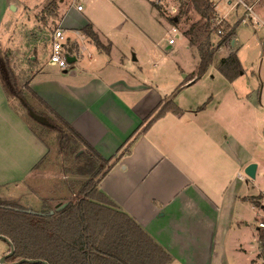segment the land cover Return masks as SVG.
<instances>
[{
  "label": "crops",
  "instance_id": "obj_1",
  "mask_svg": "<svg viewBox=\"0 0 264 264\" xmlns=\"http://www.w3.org/2000/svg\"><path fill=\"white\" fill-rule=\"evenodd\" d=\"M11 2L0 0V34L5 36L1 44L13 29V17L7 13ZM84 9L74 4L61 21L76 57L70 68L49 64V57L36 60L27 81L51 110L111 160L112 168L101 179L100 190L168 252L169 263L176 257L177 247L172 245L176 238L187 243L183 248H191L179 255L184 264H264V229L259 228L264 219V187L242 172L250 160L235 154L238 118L233 120L238 125L230 135L224 119L228 113L209 106L214 94L208 91L193 93L190 102L180 103L178 95L200 79L187 81L177 69H161L167 74L165 87V81L133 65L136 59L124 51L119 65L113 64L114 43L82 14ZM89 23L101 41L110 45V53L82 31ZM85 54L90 62L82 61ZM170 98L182 112L168 111L143 130L152 112ZM7 103L5 99L1 105L5 111L10 109ZM36 103L38 110L52 112ZM9 114L19 129L14 139L19 140L15 146L20 153L6 158L7 153L0 152V186H24L52 146L20 112L10 109ZM64 176L69 175L65 172Z\"/></svg>",
  "mask_w": 264,
  "mask_h": 264
},
{
  "label": "rangeland",
  "instance_id": "obj_2",
  "mask_svg": "<svg viewBox=\"0 0 264 264\" xmlns=\"http://www.w3.org/2000/svg\"><path fill=\"white\" fill-rule=\"evenodd\" d=\"M50 1H56L58 9L49 14L48 22H45L42 19V10ZM212 1L216 4L215 18L222 20L220 27L223 29L227 24L235 25L236 35L230 43L218 49L213 63L198 83L191 89L183 90L177 98L185 105L190 102L193 93H213L214 98L209 106H219L220 110L228 113L224 114V119L228 121L225 127L230 135H233L232 132L238 125H234L233 120L238 118L239 125L235 131L238 146L235 154L250 160L242 169L243 173L249 164H257V175L250 180L263 188L264 0H243L252 10H248L239 0ZM11 3L7 13L13 17L10 22L13 29L4 44H1V41L5 36L0 34V59H9L19 85L23 86L28 83L34 61L43 62L48 59V38L52 31L61 27L65 11L75 4V0H12ZM83 4L85 9L82 14L92 19L95 26L114 43L115 57L112 63L119 65L121 52L124 51L128 58L133 60V57H136V60L131 61L133 65L142 67L147 75L157 76L159 82L165 81V87L168 86L165 80L167 74L161 71L162 68L168 71L177 69L183 79H186L185 74L197 75L200 61L198 45L191 46V37L186 35V30L193 23L199 22L203 26V40L210 38L212 43L217 45L220 39L218 31L213 29V18H203L193 6L192 0H84ZM174 26L179 28L181 36L175 39L174 44H170L169 39L175 34L172 31ZM96 51L94 49V52ZM230 52H237L244 69L234 81L228 80L217 67L218 61ZM98 55L97 52L95 56ZM32 56L34 58H31ZM101 58L110 59L106 55ZM90 60L92 59L87 58L86 54L82 58L84 62ZM2 85L0 79V152H6V158L18 157L20 153L15 146L19 144V140H15L16 137L14 139V135L19 134V129L11 119L10 109L16 114L20 112L52 149L47 158L36 166L34 175L25 181L24 186L1 185L0 201L13 200L19 207L36 211H40L45 203L53 205L55 210L57 204L68 202L66 199L75 197L76 190L71 191L70 181L76 180L71 177L74 173L65 171L67 166H72V161L59 153L58 133L39 125L17 98H10L5 91L3 94ZM26 93L36 105V99L29 92ZM5 99L8 102L7 107L10 108L7 111L1 106ZM65 172L68 177L64 176ZM186 244L174 238L172 245L173 249L177 247L176 257L169 264H184L179 255L191 249L183 248ZM9 250V244L0 240V259ZM227 253L231 252L227 250ZM201 262L204 263L205 259H201Z\"/></svg>",
  "mask_w": 264,
  "mask_h": 264
},
{
  "label": "trees",
  "instance_id": "obj_3",
  "mask_svg": "<svg viewBox=\"0 0 264 264\" xmlns=\"http://www.w3.org/2000/svg\"><path fill=\"white\" fill-rule=\"evenodd\" d=\"M192 3L203 18H215L216 4L212 0H192ZM57 9L56 1H50L42 10V19L46 22L48 15ZM202 28L196 22L186 30V35L191 37L190 45H198L200 57L197 75L189 74L187 81L200 79L213 63L218 49L230 43L236 35V26L227 24L222 33H218L220 39L214 45L210 38L203 40ZM215 29L218 31L217 27ZM82 31L98 48L106 53L111 52L110 45L101 41L91 23L83 27ZM4 63L6 70L0 66V79L7 96L17 98L26 110L29 105L48 118L52 125L36 122L58 133L59 153L72 161V166H67L65 171L87 177L81 181L70 180L71 191L76 190L75 197L66 199L67 205L54 214H50L53 205L45 203L40 211L30 212L13 200L0 201V234L8 236L15 246V253L8 260L27 257L45 259L51 264H168L171 260L168 252L128 214L118 210L100 190L101 179L112 168L111 160L103 157L70 123L51 110L31 88L30 81L20 86L8 58L4 59ZM217 67L230 81L238 78L244 70L237 52L222 57ZM26 92L52 112L38 110ZM168 111L181 113L182 109L173 98L166 100L152 112L143 130Z\"/></svg>",
  "mask_w": 264,
  "mask_h": 264
},
{
  "label": "built area",
  "instance_id": "obj_4",
  "mask_svg": "<svg viewBox=\"0 0 264 264\" xmlns=\"http://www.w3.org/2000/svg\"><path fill=\"white\" fill-rule=\"evenodd\" d=\"M84 0H75V5L78 10L82 11L84 9ZM239 2H243V0H239ZM244 5L248 10H252V7L243 2ZM216 17V16H215ZM220 19L213 18V29L215 30V27L218 28V33H222V28L220 27L221 24ZM179 28L174 26L172 28V31L175 33L172 38L169 39L170 44L175 43V39L179 37L181 33H179ZM50 49L51 53L49 56V64L58 66L61 69H69L70 68V62L68 60V55H73V51L70 50L69 47V37L66 33V30L63 27H58L52 32L51 36V42H50ZM259 228L264 229V219L259 222Z\"/></svg>",
  "mask_w": 264,
  "mask_h": 264
},
{
  "label": "water",
  "instance_id": "obj_5",
  "mask_svg": "<svg viewBox=\"0 0 264 264\" xmlns=\"http://www.w3.org/2000/svg\"><path fill=\"white\" fill-rule=\"evenodd\" d=\"M136 59V57L134 56ZM68 60L70 63L74 62L76 60L75 56L68 55ZM0 66H2L6 70V66L3 60H0ZM186 76V74L184 75ZM27 110L30 114V116L37 121L40 124L43 125H52V123L48 120V118L42 114H39L36 112L31 106H27ZM256 172H257V164L256 163H251L245 168V173L248 177L250 178H255L256 177ZM67 205V202L62 204V205H57L55 210H51L50 214H54L56 210L61 209ZM27 211L33 212V210L28 209ZM0 240H3L7 242L10 246L9 252L3 254V256L0 259V264H23V263H31V264H51L49 261L41 258H27L23 257L20 259H17L15 261H8L10 257H12L15 253V246L14 243L11 241V239L4 235L0 234Z\"/></svg>",
  "mask_w": 264,
  "mask_h": 264
}]
</instances>
